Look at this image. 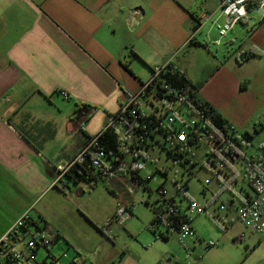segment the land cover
<instances>
[{"label":"crops","instance_id":"obj_1","mask_svg":"<svg viewBox=\"0 0 264 264\" xmlns=\"http://www.w3.org/2000/svg\"><path fill=\"white\" fill-rule=\"evenodd\" d=\"M218 6V0H0V237L30 211L44 221L46 232L60 235L59 245L80 254L81 264H163L166 258L169 264H184L174 258L170 234L164 240L127 232L124 240L114 221L119 208L132 210L122 173L107 186L120 190L118 197L113 194L116 201L101 203L85 200L88 189L82 182H70L66 194L58 170L88 143L85 133L99 134L105 119L151 78L152 68L166 63L198 85L199 97L235 127L241 151L264 134V13L250 11L215 45L217 25L225 20ZM203 13L210 18L196 30L192 14ZM182 52L189 57L180 58ZM59 101L72 114L85 106L93 115H83L90 117L88 123L71 117L59 123ZM98 113L105 123L90 132ZM63 132L71 141L60 147ZM252 157L264 176V159ZM225 185L213 197L227 195L236 210L252 195L242 181L228 178ZM230 214V229L242 224L234 211ZM133 217L125 222L128 228ZM195 219L194 228L205 240ZM239 233L234 239H246V247L260 240ZM191 245L192 264H264L255 247L239 260L224 245L214 253Z\"/></svg>","mask_w":264,"mask_h":264},{"label":"built area","instance_id":"obj_2","mask_svg":"<svg viewBox=\"0 0 264 264\" xmlns=\"http://www.w3.org/2000/svg\"><path fill=\"white\" fill-rule=\"evenodd\" d=\"M218 2V10L225 20L217 25L219 38L215 45H220L221 39L250 11L261 10L264 13V0ZM209 18L207 13L197 16L198 25H203ZM175 71L170 63L154 67L151 78L129 95L104 128L115 127L119 138L128 146L129 162L126 158L113 165L107 159L108 152L100 143V132L88 141L67 167L58 170V182L73 164L88 159L97 177L109 180L119 171L137 173L145 170L149 161L147 152L154 144L169 151H190L191 147L204 146L207 149V167L216 171L219 190L225 188V179L228 178L242 181L251 188L250 199L239 208L238 220L264 242V176L257 159L239 149L241 138L233 125H228L226 131L216 127L210 115L190 96L188 89L168 81L166 76ZM61 94L65 99L70 97L64 91ZM220 174H223V180ZM152 177L150 173L148 179L152 180ZM60 183L68 194L66 182ZM132 184L135 188L140 187L137 180H133ZM160 187L158 195L163 200L162 210L155 215L156 222L152 228L164 226L167 231L176 233L177 241L188 252L192 248L191 242L198 243L203 251L218 246L217 242L199 238L193 223L196 217L206 214V207L193 199L184 206L182 201L187 196L186 185H176V193L172 196L168 195L163 183ZM221 209L225 207L221 206ZM130 217L131 209L119 208L114 221L124 224ZM57 235L46 232L43 220L35 219L30 211L25 212L0 237V264H81L82 258L77 252L71 254L69 249H65L60 256L51 252V247L61 240ZM41 249L47 254L39 261L37 255Z\"/></svg>","mask_w":264,"mask_h":264},{"label":"rangeland","instance_id":"obj_3","mask_svg":"<svg viewBox=\"0 0 264 264\" xmlns=\"http://www.w3.org/2000/svg\"><path fill=\"white\" fill-rule=\"evenodd\" d=\"M198 38L201 39V35H199ZM186 53L187 52H182L179 57H185L187 55ZM189 55H187V57H189ZM57 105L62 108L61 114L58 111L55 113L59 119V123H69L70 117L73 118L76 123H88V119L90 117L87 120H84L83 115L87 113L90 114V116L93 115V109L90 110V108L85 106L81 110H78L72 114L70 111L71 109L64 106L66 104H64L63 101H59ZM102 115L103 114L98 113L92 119V124L89 127L91 130L90 132L97 131L101 123H105V121L106 123L108 122V119H105L104 121L105 117ZM66 136L68 135L64 132L60 133L59 143L57 146L63 147V142H65L67 139H69V141L66 144H69L71 140ZM244 150L249 156H256L264 159V134L261 137L251 139L249 143L245 144ZM190 152L193 154V159L196 162V165L192 164V162H186L184 157L176 158L175 156L170 155L169 150L164 149L159 144H154V146L147 152L149 161L146 162V169L140 172V176L144 180L148 179L150 173L154 174L152 180L147 182V189H145L144 186H140L139 188L135 189L132 184V175L130 172H118L122 173V175L126 178L125 190H128L129 193H127L125 200L127 199L131 204V213L134 216L132 225L129 228L127 227L126 223L118 224L121 225L119 232L123 233L124 240L128 241L127 232L133 235L136 233L140 234L142 238H146L154 234L150 228L152 227L151 224L155 220L154 208L162 207L163 204V200L158 195V189L162 183L169 196H172L176 193V185L183 186L187 184V189L185 192L187 196L183 197L182 202L186 205L189 200L193 199L200 205L206 207V214L198 216L195 220H197V224L200 225L201 230L205 231V240H211L218 243V246L211 248L212 253L224 245L232 254H235L239 260L245 259L247 255L249 257L254 247L258 250L257 254L264 255L263 241L259 240L256 245L246 247V239L243 241L234 239V234H237L239 231V235L241 233L246 234V236L250 235L252 236L253 240L258 236H256L257 234L251 232L242 224H238L234 226L233 229H230L232 226V221L230 220L232 215L230 213L234 211L235 214L238 215L239 209L236 210V208L234 209L231 207L230 201H228V198H226L227 195H223L220 196V198L214 199L213 194L217 191V179L214 173L207 168V149L204 146L191 147ZM130 160L131 158L128 156L126 162H129ZM166 171L167 174L164 175ZM81 185L82 187H87L88 189L86 190L87 192L85 194V197L88 199L85 200L89 202H91L92 199L100 200L101 203L104 201H116L113 200L115 199L113 194H115L117 197L119 196L118 191L120 190L117 188L111 189V187H109V189L114 190L115 193L113 191L110 192L108 189L107 186L110 185V180L94 184L96 187L92 190L91 188L89 189L90 185H87L85 182H82ZM204 191H206V194L203 193ZM228 195L230 194L228 193ZM222 205L225 206V210H221ZM228 227L229 230L227 231ZM158 232L167 234V229L162 226L160 229H158ZM169 234L170 238L168 242L170 243L172 250H175L174 258H176V260L179 262H183L184 264H192L194 261L193 259H190L192 254L188 253V251H186L183 246L180 245V243L177 241V234L174 232H170ZM134 241L135 240H133L132 243L136 242ZM65 249L66 248H63L61 245L57 244L51 247V252L55 256H60L65 251ZM69 252L71 254L73 253L72 250ZM46 254V251L41 249L37 255V259L42 261L46 257ZM171 258L172 257H170V259ZM213 258H215L214 255ZM249 259L248 261H250ZM216 261L219 260L217 259ZM249 263L250 262H248V264ZM86 264L94 263L89 261ZM163 264H169V258L163 259Z\"/></svg>","mask_w":264,"mask_h":264},{"label":"trees","instance_id":"obj_4","mask_svg":"<svg viewBox=\"0 0 264 264\" xmlns=\"http://www.w3.org/2000/svg\"><path fill=\"white\" fill-rule=\"evenodd\" d=\"M192 16L195 18V20L197 22V18L193 14H192ZM197 29H198V22H197V26H196V30ZM200 46L205 47V45H202V44ZM249 56H252V54H250V53L247 54L246 58ZM152 70H153V68H152ZM166 77L172 85L178 86V87H185L186 89H188L190 91V96L199 105V107L205 111V113L210 115L211 120L216 127L220 128L223 131H226L228 129L227 127H228V125H230L229 122L226 121L222 117V115L210 103L202 100L199 97V95H198L199 86L198 85L193 84L192 81H190L185 75L180 74L178 71H175L174 74L167 75ZM125 124H128V123H125ZM85 134L87 136L88 141H90L93 138L92 136L88 135L87 133H85ZM244 137H246V136H244ZM248 139H249V137H248ZM100 143L105 147L106 151L108 152L107 159L113 165H115V164L119 163L121 160L127 158L128 146L126 145V143L124 141H122L119 138V135L116 132L115 127H108V128L103 129L101 131ZM238 146H239V144H238ZM130 149H131V147H129V150ZM169 153H170V155H173L176 158L184 157L186 162H192V164L196 165V162L193 159L194 158L193 154H191L190 151H183V150H177L176 149L173 151H169ZM89 162L90 161L88 159V160L84 161L83 163L77 162V163L73 164L68 169V171L65 173L63 179L60 182H66L67 187H68V184L70 182L75 183V184H78L80 182H87L92 187H95L94 184H98L99 182H105L106 179H104L102 177H97V175L95 174L94 168L90 165ZM166 174H167V171L164 173V175H166ZM133 175H134L133 179L139 181V186H144L145 189L148 188L146 185H147V182L151 181L150 179L144 180L140 176V172L133 173ZM153 176H154V174H153ZM186 187H187V184H186ZM248 187H249V185H248ZM249 189L251 190L250 187H249ZM161 210H162V207L154 208L155 215L157 213H160ZM155 222H156V217H155V220L153 221V223L151 224L152 227H153ZM152 227L150 228V230L155 235H157L159 238L164 239V240L168 239V237H169L168 234L170 233L169 231H167V234H165L163 232L159 233L158 229H160V228H152ZM57 238L61 239L60 235H57Z\"/></svg>","mask_w":264,"mask_h":264}]
</instances>
